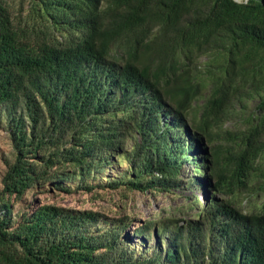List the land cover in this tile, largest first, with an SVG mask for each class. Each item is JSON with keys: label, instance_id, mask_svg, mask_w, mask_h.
I'll list each match as a JSON object with an SVG mask.
<instances>
[{"label": "trees", "instance_id": "obj_1", "mask_svg": "<svg viewBox=\"0 0 264 264\" xmlns=\"http://www.w3.org/2000/svg\"><path fill=\"white\" fill-rule=\"evenodd\" d=\"M25 3L28 19L19 11ZM17 7L0 0V118L14 156L1 178L0 264H264V201L247 211L235 202L264 135V0H18ZM197 52L213 55L212 89L191 125L198 140L211 143L245 92L259 94V112L220 165L215 188L229 197L206 199L184 225L160 220L158 236L175 229L162 262L128 249L122 226L97 228L95 210L41 204L14 216L11 197L54 177L60 190L76 179L92 190L84 178L129 140L125 185L166 189L178 169L172 130L186 127L206 85L184 64ZM211 157H222L214 145Z\"/></svg>", "mask_w": 264, "mask_h": 264}, {"label": "rangeland", "instance_id": "obj_2", "mask_svg": "<svg viewBox=\"0 0 264 264\" xmlns=\"http://www.w3.org/2000/svg\"><path fill=\"white\" fill-rule=\"evenodd\" d=\"M10 1L15 5L14 10H18V0ZM106 1L103 0V5ZM27 7L28 3H25L24 7L19 9L26 19H28ZM120 54L121 51L114 45L112 55L119 57ZM212 57L210 52H197L190 60L184 59V64L192 76L202 79L206 85L188 109L186 127L172 130L174 134L179 133L172 139L176 142V147L173 145L172 151L177 155L178 169L174 179L168 182L166 189L149 186L144 190H137L125 185V180L132 174L129 161L125 156L134 143L133 140H129L123 152L107 157L100 170L84 178L86 182L94 185L92 190H84L83 187L77 186L79 179L65 182L69 185V189L60 190L53 185L58 179L54 177L33 186L21 199L11 197V209L14 216L18 217L22 212L41 204L95 210L102 214L97 228L122 226L121 239L128 249L133 250L140 257L154 259L158 256L162 262L168 247L167 237L171 236L175 229H171L168 235L158 236L157 226L161 224V221L166 222L168 218H173L178 221V224L184 225L188 220L197 218L200 212L201 214L204 212L203 203L206 199L229 197L224 191L225 188L222 187L219 190L215 188L220 165L223 166L225 157L231 155L229 151L238 146L242 134L254 122V117L259 112L257 107L260 100L259 94L245 92L230 104L222 128H216L218 135L211 143L200 141L192 134L191 125L199 117L203 102L212 89L210 82ZM260 141L261 145L254 163L255 169L251 173L248 186L235 193L237 206L246 211L254 204L264 201V135ZM213 145L218 148L222 156L218 163H215L211 157ZM13 159L6 123L0 118V187L7 164ZM146 221H151L148 227L138 229Z\"/></svg>", "mask_w": 264, "mask_h": 264}]
</instances>
